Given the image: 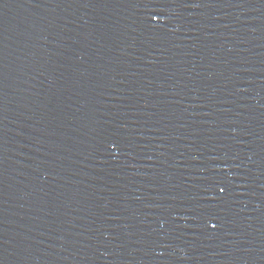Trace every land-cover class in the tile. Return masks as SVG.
<instances>
[{
    "label": "water",
    "instance_id": "95a60500",
    "mask_svg": "<svg viewBox=\"0 0 264 264\" xmlns=\"http://www.w3.org/2000/svg\"><path fill=\"white\" fill-rule=\"evenodd\" d=\"M0 264H264V0H0Z\"/></svg>",
    "mask_w": 264,
    "mask_h": 264
},
{
    "label": "snow or ice",
    "instance_id": "6c2138e0",
    "mask_svg": "<svg viewBox=\"0 0 264 264\" xmlns=\"http://www.w3.org/2000/svg\"><path fill=\"white\" fill-rule=\"evenodd\" d=\"M224 191V189L223 188H221V192H223ZM214 227V226H213Z\"/></svg>",
    "mask_w": 264,
    "mask_h": 264
}]
</instances>
